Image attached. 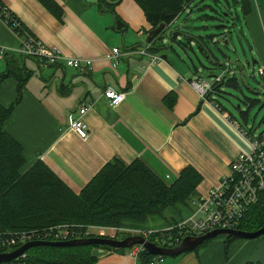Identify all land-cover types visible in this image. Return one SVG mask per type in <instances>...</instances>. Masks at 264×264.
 Instances as JSON below:
<instances>
[{"label": "crops", "instance_id": "crops-1", "mask_svg": "<svg viewBox=\"0 0 264 264\" xmlns=\"http://www.w3.org/2000/svg\"><path fill=\"white\" fill-rule=\"evenodd\" d=\"M55 1L63 9L62 20L38 0H0L26 33L82 61V67L74 69L63 64L47 67L21 57L17 53L21 36L0 17V46L10 51L0 60V74L10 66L27 79L20 102L5 122L6 131L23 147L24 169L41 161L73 192L80 193L108 162L119 158L127 164L141 161L168 185L184 168H194L202 177L195 198L217 187L230 174L234 158L249 149L242 132L251 130L250 110L243 123L225 110L215 94L202 98L191 82L197 77L208 82L181 56L161 52L176 53L175 43L189 35L183 32L186 23L175 25L192 3L167 27V40L172 44L166 46L163 41L162 47L157 46L153 53L161 61L153 63L148 56L130 54L148 45L152 29L134 0H120L114 12L99 0ZM233 1L241 13L236 24L243 34H251L255 48L261 50L264 0ZM116 16L121 28L116 27ZM173 33H178L175 41ZM114 49L120 51L116 66L110 56ZM19 82L13 75L1 83L2 106L15 103ZM110 87L126 94L118 107L110 106L104 95ZM82 105L88 107L83 115L89 127L87 139L70 128V120L79 116ZM195 198L188 206L168 208L164 216L125 221L122 228L132 234L165 230L191 215ZM216 238L194 251L165 257L161 264H264V235L235 239L227 247L226 239ZM93 252L96 264H142L129 250L99 248Z\"/></svg>", "mask_w": 264, "mask_h": 264}, {"label": "trees", "instance_id": "trees-1", "mask_svg": "<svg viewBox=\"0 0 264 264\" xmlns=\"http://www.w3.org/2000/svg\"><path fill=\"white\" fill-rule=\"evenodd\" d=\"M38 1L58 20H62L63 9L55 0ZM119 1L99 0V3L103 6L107 3L110 10L114 12V6ZM134 1L144 12L152 27L151 31L163 24L168 27L184 9L195 2V0ZM4 7L0 3V12ZM12 15L14 16V14ZM14 18L16 17L14 16ZM116 22V27L121 28V22L117 16ZM20 28V31L23 32V26ZM165 33L166 30L152 36L148 43L152 52L162 47ZM177 36L178 33H173L172 39L175 41ZM188 36L189 41H194L199 50L209 59L207 50L210 51L211 49L208 47V43L214 44L213 36H194L191 34ZM187 44L190 43L187 42ZM193 51L195 50L193 49ZM17 69L9 66L6 73L0 74V85L6 78L13 75L20 78L15 103L9 108L0 104V234L14 235L25 232L39 235L51 227L61 225L122 227L125 221L142 222L152 215L164 216L168 208L178 205L188 206L190 201L195 198L202 177L190 166L184 168L180 172L179 178L168 185L141 161L127 164L119 158H114L100 170L80 193L73 192L41 161H37L25 170L23 147L5 129V122L20 102L22 90L27 81L26 78H21L16 74ZM222 83L224 84L223 79L219 83L214 81L205 98L210 99L212 94H220ZM226 85L235 89L240 88L235 76L229 78ZM254 101L258 102L257 100ZM254 101L252 100V104ZM218 105L220 106V104ZM240 113L246 116L248 112L240 110ZM177 223V221L172 222L169 228L153 232L148 240L165 248L178 246L179 244L175 242L178 230L171 229ZM263 227L264 192L261 194L259 202L244 216L238 230L255 232ZM224 237H226V247L233 240L239 239V237L234 236ZM211 240L206 241L202 246ZM12 248L16 250L18 247ZM99 248L121 252L128 250L101 245L37 246L25 253L26 258L22 259V263L96 264L97 257L94 256L93 251ZM6 251L8 248L0 250V254H4ZM154 257L149 252L143 251L139 255V260L142 261V264H148Z\"/></svg>", "mask_w": 264, "mask_h": 264}, {"label": "built area", "instance_id": "built-area-1", "mask_svg": "<svg viewBox=\"0 0 264 264\" xmlns=\"http://www.w3.org/2000/svg\"><path fill=\"white\" fill-rule=\"evenodd\" d=\"M0 17L16 34L21 36V45L17 50L20 56L36 59L41 65L47 67L58 64L74 69L82 67V61L79 58L68 57L60 48L47 46L42 40L26 33V31L23 30L21 32L20 27L22 24L18 19L14 18L6 7L2 8ZM9 52L8 49L0 46V60ZM130 54L148 56L153 63L161 61V58L150 50L149 44L145 48ZM119 55V49H114L110 54L111 58L115 59L114 66L117 65L116 59ZM257 73L264 79V67H259ZM221 80L222 77L215 78L216 83L221 82ZM191 84L202 98L206 97L207 92L212 87L205 81H201L199 77L193 79ZM104 95L112 107H118L126 98L124 92L117 91L111 87L106 89ZM216 108L221 110L218 104H216ZM87 111L88 107L82 105L79 110V116L70 120V128L82 139H87L90 134L89 127L83 120V115ZM242 135L246 139L249 149L240 152L234 158L230 164V174L224 177L217 187L210 189L206 194L193 200L192 206L194 209L191 215L171 228L178 230V236L175 238L176 243L180 244L186 237H199L214 230H238V226L244 216L259 202L260 196L264 192V130L257 134L250 130L242 132ZM153 232L157 231L132 234L122 227L61 225L51 227L39 235L25 232L14 235L0 234V250L12 247L19 248L28 242L42 240L66 242L74 239L99 237L123 240L129 235H141L148 240V237ZM128 250L135 259H138L143 251H146L143 245H135ZM24 258H26L25 254L17 258L16 261L14 260L15 262H11V264H26L22 263ZM164 259V256L157 255L148 264H161Z\"/></svg>", "mask_w": 264, "mask_h": 264}, {"label": "rangeland", "instance_id": "rangeland-1", "mask_svg": "<svg viewBox=\"0 0 264 264\" xmlns=\"http://www.w3.org/2000/svg\"><path fill=\"white\" fill-rule=\"evenodd\" d=\"M229 2L230 5L224 14L230 13V16L224 17L219 14V0H195L192 7L182 14L179 23L175 25L178 27V25L186 23L183 30L185 34L194 36L219 35L214 40V44L208 43V47L214 57L219 62L224 63L223 66L212 65L210 59L199 50L198 45L194 41L190 42L189 36L185 35L182 40H179L182 44L175 43L174 50L176 53L167 49H161V52H166L173 58L176 55L184 58L191 67L195 68V71H198V75L210 85H213L215 81V78L211 77L212 75L222 77L224 84H221V93L215 94V99L228 113L243 123H245V119L240 114V110H250L248 127L257 134L264 130V79L257 73L259 67H264V48L263 46L261 50L255 48L251 34L241 32L238 24H236L237 16L241 17L239 6L233 0H229ZM218 25L229 27L215 30V26ZM221 38L225 40L218 43ZM163 41L168 44L166 46L172 44L171 39L170 41L167 40V34ZM248 62H256V64L248 65ZM234 75L240 84L239 89L226 85L229 78ZM252 100L258 102L254 101L252 104ZM225 239L224 236H218L215 240L224 241ZM13 250V248H8L6 253Z\"/></svg>", "mask_w": 264, "mask_h": 264}, {"label": "water", "instance_id": "water-1", "mask_svg": "<svg viewBox=\"0 0 264 264\" xmlns=\"http://www.w3.org/2000/svg\"><path fill=\"white\" fill-rule=\"evenodd\" d=\"M230 5L229 0H219V14L228 17L230 13L224 14V9H227ZM217 12V11H216ZM226 25H218L215 26V30H221L223 28H228ZM167 29L166 25L163 24L151 31L147 43L150 42L152 36L160 33L161 31H165ZM213 41L219 36L216 34H212ZM224 38L218 40V43H222ZM210 62L214 65L223 66L224 63L219 62L213 55L212 51L207 50ZM256 62H248V65H254ZM216 78V76H211ZM264 123V118H263ZM264 235V227L255 232H244L241 230H214L205 235L199 237H186L182 240V242L173 248H165L158 246L149 240H147L144 236L135 235L129 236L123 240H112L108 238H82V239H74L66 242H55V241H33L24 244L23 246L17 248L13 252L0 254V264L11 263L17 258L24 255L29 249L37 246H53V247H73V246H88V245H101V246H109L117 249L126 250L132 248L135 245H143L145 250L149 252L151 255L157 256L161 255L164 257L168 256H177L185 252L194 251L198 247H200L203 243L208 240L214 239L218 236H234L244 239H255Z\"/></svg>", "mask_w": 264, "mask_h": 264}, {"label": "flooded vegetation", "instance_id": "flooded-vegetation-1", "mask_svg": "<svg viewBox=\"0 0 264 264\" xmlns=\"http://www.w3.org/2000/svg\"><path fill=\"white\" fill-rule=\"evenodd\" d=\"M225 40V39H224Z\"/></svg>", "mask_w": 264, "mask_h": 264}]
</instances>
